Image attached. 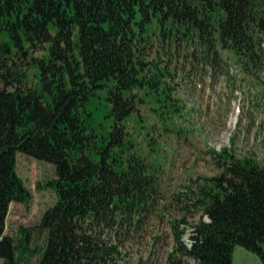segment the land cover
I'll use <instances>...</instances> for the list:
<instances>
[{
	"label": "trees",
	"instance_id": "trees-1",
	"mask_svg": "<svg viewBox=\"0 0 264 264\" xmlns=\"http://www.w3.org/2000/svg\"><path fill=\"white\" fill-rule=\"evenodd\" d=\"M224 52L245 71H264V0H0L5 264L24 259L22 241L6 234L10 204L30 196L18 152L56 169L50 185L57 201L40 224L47 233L40 264H118L119 245L106 236L138 226L160 201L158 171L128 140L138 91L161 101L173 59L189 72L196 64L222 70ZM102 93L108 130L91 109ZM223 157L221 174L188 188L184 210L196 208L201 218L189 231L181 228L185 216L172 222L167 264H234L236 245L264 264V163Z\"/></svg>",
	"mask_w": 264,
	"mask_h": 264
},
{
	"label": "rangeland",
	"instance_id": "rangeland-1",
	"mask_svg": "<svg viewBox=\"0 0 264 264\" xmlns=\"http://www.w3.org/2000/svg\"><path fill=\"white\" fill-rule=\"evenodd\" d=\"M224 58L222 70L196 64L191 72L188 66L183 69L181 59L178 63L173 59L171 73L164 77L168 87L161 101L138 91L142 95L138 109L126 122L128 140L158 171L160 201L158 209L138 226H122L106 236L109 243L119 245L118 264H167L175 248L172 222L185 216L188 226L182 224L181 228L189 231L201 218L196 208L184 210L191 194L188 188L221 174L224 154L253 155L264 163V71L252 74L243 70L228 52ZM161 62L166 64V56ZM104 97L102 93L96 98L91 109L97 123L108 130L111 119ZM17 172L30 196L10 204L6 234L17 244L22 241L18 254L24 259L20 264H40L47 238L40 224L44 212L57 201L50 185L56 169L18 152ZM184 240L189 243L188 235ZM182 262L194 264L187 259ZM233 262L263 264L258 255L240 245L234 249ZM0 264H5L1 258Z\"/></svg>",
	"mask_w": 264,
	"mask_h": 264
}]
</instances>
